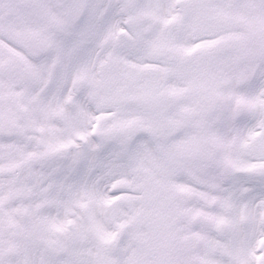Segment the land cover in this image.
<instances>
[{
	"label": "snow or ice",
	"instance_id": "6c2138e0",
	"mask_svg": "<svg viewBox=\"0 0 264 264\" xmlns=\"http://www.w3.org/2000/svg\"><path fill=\"white\" fill-rule=\"evenodd\" d=\"M0 264H264V0H0Z\"/></svg>",
	"mask_w": 264,
	"mask_h": 264
}]
</instances>
